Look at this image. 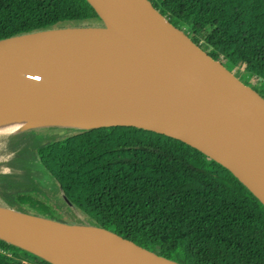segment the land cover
Here are the masks:
<instances>
[{"label": "trees", "instance_id": "trees-1", "mask_svg": "<svg viewBox=\"0 0 264 264\" xmlns=\"http://www.w3.org/2000/svg\"><path fill=\"white\" fill-rule=\"evenodd\" d=\"M215 59L264 81V0H151ZM103 20L89 0H0V40ZM104 25V23L102 24ZM83 139L73 145L76 136ZM0 194L15 209L65 221L44 193L54 179L83 219L183 264H264V203L199 149L133 126H44L14 132ZM18 188V190H13ZM10 252V255H5ZM0 264H55L0 239Z\"/></svg>", "mask_w": 264, "mask_h": 264}, {"label": "water", "instance_id": "water-1", "mask_svg": "<svg viewBox=\"0 0 264 264\" xmlns=\"http://www.w3.org/2000/svg\"><path fill=\"white\" fill-rule=\"evenodd\" d=\"M102 26L74 25L0 40V108L48 104L181 140L216 160L264 203V96L215 59L151 0H89ZM100 229L114 236L82 234ZM80 235V236H79ZM91 239L153 264H183L105 228L0 206V239L48 258L59 240Z\"/></svg>", "mask_w": 264, "mask_h": 264}, {"label": "bare ground", "instance_id": "bare-ground-1", "mask_svg": "<svg viewBox=\"0 0 264 264\" xmlns=\"http://www.w3.org/2000/svg\"><path fill=\"white\" fill-rule=\"evenodd\" d=\"M95 118L96 115L89 112L48 104L9 105L0 108V133L38 124L93 125L97 123ZM81 233L105 236L110 244L120 243L104 230L83 228ZM41 251L58 264H153L135 252L124 253L105 243L81 237L55 241Z\"/></svg>", "mask_w": 264, "mask_h": 264}, {"label": "rangeland", "instance_id": "rangeland-1", "mask_svg": "<svg viewBox=\"0 0 264 264\" xmlns=\"http://www.w3.org/2000/svg\"><path fill=\"white\" fill-rule=\"evenodd\" d=\"M102 24H103L102 22H98V23H96L95 26H102ZM174 24L176 26H178L179 28L184 29L187 33H189V35H191L189 24H187L185 22L177 23L176 21H174ZM209 50L210 49H208V51ZM224 64L239 79H241L244 83L255 88L262 96H264V81L261 80L260 78L253 76L249 71H247L245 68V65L240 64L238 66H232L231 64H229L225 61H224ZM45 128L48 130L50 127H45ZM63 128H70V127H63ZM12 135H13V133H11V132L0 133V172L6 173L4 171V169H6V168L11 169L10 174H13V177L17 179V178H21L19 174H21L22 171L14 170L8 166V163L10 162V160H12L14 158V155H15V152L10 151V149L7 147L8 140L13 139ZM82 139H83L82 135L76 136V137H74L68 141V145H73ZM50 183H51L50 187L47 189H44V193L51 196L53 200H58L63 204V206L65 208V212H69V214H70L69 218L65 219V221L68 223H78L79 221H81L83 219L81 216L75 215V213L72 210H70L67 206H65V204L63 202L62 192L58 186V183L54 179L50 180ZM13 190L14 191L18 190V188H14ZM6 205H8V207H11L12 209H15L11 205L4 202L3 198L0 194V206L2 207V206H6ZM4 253H6L5 255H7V256L10 255V252H8V251L5 252V250H4Z\"/></svg>", "mask_w": 264, "mask_h": 264}, {"label": "clouds", "instance_id": "clouds-1", "mask_svg": "<svg viewBox=\"0 0 264 264\" xmlns=\"http://www.w3.org/2000/svg\"><path fill=\"white\" fill-rule=\"evenodd\" d=\"M4 171L6 172V173H10L11 172V169H4Z\"/></svg>", "mask_w": 264, "mask_h": 264}]
</instances>
